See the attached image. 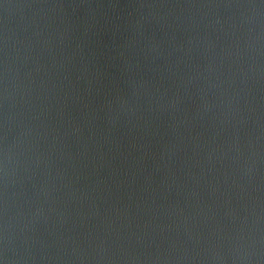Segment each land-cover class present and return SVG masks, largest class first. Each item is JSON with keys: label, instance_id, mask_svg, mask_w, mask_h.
<instances>
[{"label": "water", "instance_id": "water-1", "mask_svg": "<svg viewBox=\"0 0 264 264\" xmlns=\"http://www.w3.org/2000/svg\"><path fill=\"white\" fill-rule=\"evenodd\" d=\"M0 264H264V0H0Z\"/></svg>", "mask_w": 264, "mask_h": 264}]
</instances>
